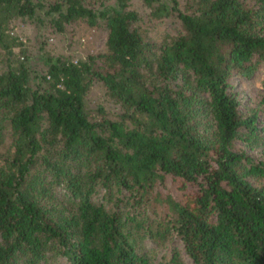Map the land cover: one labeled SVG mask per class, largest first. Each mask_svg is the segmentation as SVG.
<instances>
[{"label":"trees","instance_id":"16d2710c","mask_svg":"<svg viewBox=\"0 0 264 264\" xmlns=\"http://www.w3.org/2000/svg\"><path fill=\"white\" fill-rule=\"evenodd\" d=\"M0 264H264V0H0Z\"/></svg>","mask_w":264,"mask_h":264},{"label":"rangeland","instance_id":"374dc122","mask_svg":"<svg viewBox=\"0 0 264 264\" xmlns=\"http://www.w3.org/2000/svg\"><path fill=\"white\" fill-rule=\"evenodd\" d=\"M141 9V7L139 8ZM172 18L165 17L161 19H154L147 21V27L152 35L155 37L161 35L163 32L172 31L175 24ZM16 32L31 45L33 54L30 57V63L37 65L38 51L37 45L41 40H44V47L51 53L71 54L73 56L81 55L86 51H93L101 47L103 42L102 31L94 28H89L83 22L74 23L70 26L68 31L62 33H50L49 30L41 25H33L32 23H24ZM263 68H258L251 77L239 78L235 82V90L241 96L244 104H251L256 102L262 91L259 85V79L262 76ZM244 151L253 157H262L257 149L244 147ZM180 247V244L177 243ZM166 251L161 248L158 251Z\"/></svg>","mask_w":264,"mask_h":264}]
</instances>
